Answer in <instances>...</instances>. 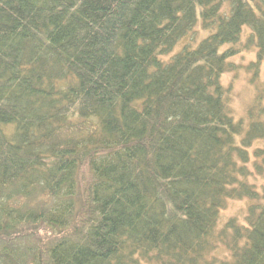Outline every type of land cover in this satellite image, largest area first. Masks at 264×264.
I'll return each instance as SVG.
<instances>
[{"label":"trees","instance_id":"1","mask_svg":"<svg viewBox=\"0 0 264 264\" xmlns=\"http://www.w3.org/2000/svg\"><path fill=\"white\" fill-rule=\"evenodd\" d=\"M263 59L264 0H0V264H264Z\"/></svg>","mask_w":264,"mask_h":264},{"label":"rangeland","instance_id":"2","mask_svg":"<svg viewBox=\"0 0 264 264\" xmlns=\"http://www.w3.org/2000/svg\"><path fill=\"white\" fill-rule=\"evenodd\" d=\"M249 32H245L242 40L245 41ZM204 34H200L197 36L196 42L201 40ZM257 52L255 48L253 49H245L241 54L236 55L231 59L232 62H236L239 66L237 70L231 71L229 73H225L222 77V82L226 87H231V95H232V110L236 118H241L246 115L247 107L255 101H257L258 93L257 87L254 86L250 78L248 77V71L246 65L251 61L256 60ZM251 60V61H250ZM260 80L264 81V59L261 63V73ZM264 105V101L260 102L259 106ZM264 115V114H263ZM264 119V116H263ZM264 145V141H257L254 146ZM252 166V165H250ZM253 169V168H252ZM249 181L256 183L258 187L264 184V176L263 175H252L249 178ZM249 199H241V200H230L228 206L222 211L220 215V226H223L225 222L229 221L231 218H237L241 222H244L245 215L247 213V207L249 206Z\"/></svg>","mask_w":264,"mask_h":264}]
</instances>
